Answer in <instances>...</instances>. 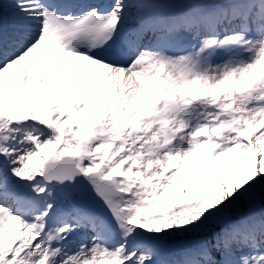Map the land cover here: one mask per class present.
I'll list each match as a JSON object with an SVG mask.
<instances>
[{
	"label": "snow or ice",
	"instance_id": "6c2138e0",
	"mask_svg": "<svg viewBox=\"0 0 264 264\" xmlns=\"http://www.w3.org/2000/svg\"><path fill=\"white\" fill-rule=\"evenodd\" d=\"M0 264H264V0H0Z\"/></svg>",
	"mask_w": 264,
	"mask_h": 264
},
{
	"label": "rangeland",
	"instance_id": "374dc122",
	"mask_svg": "<svg viewBox=\"0 0 264 264\" xmlns=\"http://www.w3.org/2000/svg\"><path fill=\"white\" fill-rule=\"evenodd\" d=\"M46 151H50V150H46Z\"/></svg>",
	"mask_w": 264,
	"mask_h": 264
}]
</instances>
